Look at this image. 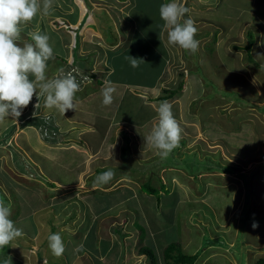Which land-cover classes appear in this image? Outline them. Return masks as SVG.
I'll return each mask as SVG.
<instances>
[{"label": "rangeland", "instance_id": "obj_1", "mask_svg": "<svg viewBox=\"0 0 264 264\" xmlns=\"http://www.w3.org/2000/svg\"><path fill=\"white\" fill-rule=\"evenodd\" d=\"M125 1H129V7L138 14L144 2L150 8L146 14L135 17L138 21L130 23L133 30L127 40L129 48L122 52L121 62L114 67L111 77L149 85L163 71L173 75L169 92L183 81L182 89L174 94L176 103H181L176 117L183 129L179 146L162 158L146 143L149 154L155 153L150 157L153 166L134 169V177L142 181L149 175L139 177L141 171L156 172L157 177L168 184L159 193H168L171 202L157 207L152 199L146 203L139 199L136 201L138 210L129 199L128 205L115 206L109 209L113 211H108L105 205L117 194L108 196L107 191H99L97 210H107L106 214H112L116 220L100 224L97 229L100 235L88 227L86 241L82 236L78 243H64L65 251L59 257L53 255L48 242L44 246L39 244L50 233H59L62 240L64 234H68L71 243L73 240L69 239H74L71 234L79 236L77 231L81 223L69 219L73 217L74 207H69L67 212L65 206L57 204L51 207L53 220L44 215L37 219L36 228L39 227L43 238L32 239L22 232L7 245V253L0 249V264L4 260L2 254H6V264H152L148 255L139 251L143 245L152 248L155 264H164L162 253L169 243L179 245L186 254L197 253V264H255L256 258L264 257V63L257 57V50H253L256 45L251 49L249 42L257 41L260 46L256 48L264 50V0H181L189 9L185 19H194L198 29L195 38L199 47L195 53L167 43V37L161 34L164 22L159 15V0ZM142 15H147L144 21L140 18ZM248 29H252V38ZM250 49L258 64L249 62ZM128 56L136 58L139 66L133 68ZM167 56L171 58L169 62ZM177 70L180 71L178 75ZM146 88L151 89L150 86ZM45 99L39 97L37 100L34 94L16 118L21 128L18 126L6 138L7 142L0 144L2 166L9 169V174H20L29 181L40 172L34 165L33 151L26 152L28 136L21 137L28 131L34 132L33 150L38 143L61 148L65 142L51 133L57 127L52 118L44 114ZM128 144L129 141L127 149ZM125 155L123 153V157ZM224 167L230 168L231 173L223 171ZM149 178L153 185L158 182L156 175ZM139 189L147 194L143 187ZM4 190L5 186L0 185V200L10 206V219L15 226L25 231L26 225L16 220L17 207L13 208ZM124 190L123 193H130ZM141 191L136 193L138 197ZM153 197L165 200L160 195ZM95 205L92 200V209ZM79 210L86 218L83 207ZM142 213L149 227L141 220ZM253 222L258 224L256 228L252 227ZM103 225L105 230L101 229ZM78 245H83L82 250L76 251ZM211 246L218 247V253H211L215 252ZM46 248L49 250L42 256ZM10 256L17 262L14 263Z\"/></svg>", "mask_w": 264, "mask_h": 264}, {"label": "crops", "instance_id": "obj_2", "mask_svg": "<svg viewBox=\"0 0 264 264\" xmlns=\"http://www.w3.org/2000/svg\"><path fill=\"white\" fill-rule=\"evenodd\" d=\"M148 1L154 2L155 0ZM159 1L161 4L168 2L167 0ZM149 8L144 2L143 10L138 14L135 9L129 7V1L125 0H54L48 15H43L42 12L38 13L31 22L20 26V38L16 41L19 46H23L25 43H34L29 35L32 31L38 30L49 36V44L53 48V58L47 61L45 73L47 78H52L60 68L73 66L78 70L76 79L82 87L75 96L76 110H67L63 115L56 108L46 107L44 101V114L51 117L57 127L52 131L56 135L62 133V138L65 140L63 147L59 148L53 145L44 147L38 143L36 149L33 150L34 148L32 149L31 146L36 143L34 132L28 131L21 137L22 139L27 136L29 138L27 144L25 143L26 152L33 151V162L40 172L39 175L44 181L43 183L29 181L20 174H9V169L2 166L3 155L0 156V185L5 186V196L7 195V199L11 200L13 208L17 207L19 210L15 214L16 220L18 223L26 225L25 231L22 232L29 235V238L34 239L37 236L38 239H41L42 233L39 227L36 228L37 219L41 218L40 215H44L53 220L51 207L57 204L61 207L65 206L67 212L69 207H74L72 211L74 218L70 216L69 219L81 223L77 231L79 236L71 234L74 238L69 239L73 240L71 243L68 241V234H64V243L72 245V243H78L77 240L82 239V236L86 241L88 227L96 233L100 224H111L116 220L112 214L110 217L106 213L115 206L128 205L126 201L129 199V203L133 204H136L139 199H144L145 203L152 199L157 207L171 202L172 197L169 198L168 193H159L158 195L164 197L165 200L159 198L158 201V198L154 200L153 195L145 194L139 189L147 181H151L149 177L155 178V175L158 182L154 181L155 185L150 183L156 189H161L160 182L166 185L167 182H163L162 178L157 177L156 172L141 171L139 177L143 174L149 175L148 179L146 177L142 181L141 178L134 177L136 176L134 169L153 166L150 157H154L155 153L149 154L144 137L147 136L155 122L156 107L162 101H168L172 104L175 118L178 117L181 103H176L174 95L166 97L168 94L166 90L170 89L169 82L173 75H166L162 71L156 81L149 85L146 83L133 84L127 80L120 79L119 81V79L111 77L114 67L121 62L122 52H126L129 48L127 40H130V31L133 30L130 23L138 21L139 19L135 17L146 14ZM52 11H56V13L51 14ZM144 16L140 17L141 20L144 19ZM249 30L252 32V29ZM161 34L167 37L164 29ZM249 43L251 49L253 44L260 46L257 41ZM256 46L253 47V50H257V57L264 63V50L261 51ZM166 47L168 44L165 45ZM251 49L249 51L251 61L249 62L258 64ZM169 56H172L171 52ZM169 56L166 57L168 62L171 59ZM176 72L177 75L180 73L178 70ZM83 73L89 78L81 76ZM29 78L34 79L31 76ZM105 81H111L117 89L114 93L113 103L109 106L102 104L101 89L104 87ZM193 82L197 83L194 80ZM147 86H150L151 89H147ZM18 126L16 118L12 117L6 118L3 123H0V144L6 143V138L10 137ZM19 128L21 127L19 126ZM128 141L129 148L127 149ZM72 145L75 147H71ZM123 153L126 154L125 157H123ZM14 161L17 164L16 159ZM108 170L114 173L112 179L104 184L96 183V176ZM166 170L168 171V169ZM124 189L129 190L130 193H123ZM138 190L142 192L140 197L136 194L140 192ZM99 191H107L108 196L117 194L110 203L105 205L108 211L97 210L100 205L96 201V197L100 194ZM92 200L96 202L95 209H92ZM80 207H83L82 211L87 214L86 218H83L85 214L80 212ZM135 207L138 209L137 204ZM144 214L142 213V219H140L149 227L147 220L143 219ZM98 222L99 225H97ZM101 229L105 230V226L103 225ZM150 233L154 235L153 230ZM97 234L100 235L98 232ZM108 234L110 233L108 232ZM97 237L95 238L97 239ZM47 242L45 239L39 245L44 246ZM80 242L82 243V240ZM214 248L215 252L211 253H218L219 248ZM48 250V248L44 249L43 255H46ZM253 256H259V254ZM10 258L12 257L10 256ZM16 262L17 260L14 263ZM196 262L194 264H197Z\"/></svg>", "mask_w": 264, "mask_h": 264}, {"label": "clouds", "instance_id": "obj_3", "mask_svg": "<svg viewBox=\"0 0 264 264\" xmlns=\"http://www.w3.org/2000/svg\"><path fill=\"white\" fill-rule=\"evenodd\" d=\"M53 2L54 0H0V123L9 117L18 118L23 108L32 101L34 94L37 100L45 97L46 107L56 108L62 115L67 110H76L75 96L80 91V85L74 73L78 70L66 72L60 68L52 78L45 75L47 61L53 58L49 36L38 30L32 31L29 35L34 43H25L23 46L16 43L20 38V26L31 22L38 13L48 15ZM188 12L189 9L181 0H169L159 8L167 43L195 53L199 47V41L195 38L198 29L194 19H185ZM127 59L133 68L139 66L136 58L128 56ZM30 76L34 79H30ZM116 91L111 81H105L101 89L102 104L111 105ZM155 111V122L144 137V142L154 148L157 155L166 158L179 146L183 129L168 101H162ZM32 115L35 116V112ZM51 125L54 126L53 122ZM54 137L62 138V133L54 134ZM113 175L111 170L105 171L96 176V183H107ZM32 181L44 182L40 175L33 177ZM10 216V206L0 200V248L22 235V230L15 226ZM257 226L256 222L252 223L253 228ZM47 241L53 255L59 257L64 253L65 245L59 233H50ZM82 248L83 245H78L76 251Z\"/></svg>", "mask_w": 264, "mask_h": 264}, {"label": "trees", "instance_id": "obj_4", "mask_svg": "<svg viewBox=\"0 0 264 264\" xmlns=\"http://www.w3.org/2000/svg\"><path fill=\"white\" fill-rule=\"evenodd\" d=\"M250 38L253 37L252 32L249 30L248 31ZM235 48H238L239 46H234ZM248 59L249 61L250 59V55H248ZM183 87V81L182 83L179 84L178 87H176L175 89H173L172 91L169 92V90H166V92H168V94L166 95V97H171L175 94L176 91L181 90ZM4 144V143H3ZM225 172L227 173H231V169L228 167H224ZM227 170V171H226ZM161 185V189L158 190L155 187H152L150 185H152L149 181H147L144 185H143V190L147 193V194H151V195H158L159 191H164V184L162 182H160ZM59 193V192H58ZM21 224V223H19ZM24 226V224L22 225ZM21 228V227H19ZM64 239V238H63ZM65 240V239H64ZM2 251H5V253H7V246L0 248ZM39 251V250H38ZM139 251H141L142 253H145L148 255L149 259L151 260L152 264H155V255L154 252L152 250V248L148 247L147 245H143L140 247ZM39 254V252L37 253ZM43 256V254H42ZM1 257L5 260H3V262L1 264H6L7 262V257L6 254H2ZM38 257V256H37ZM197 253H185L182 252L180 249V246L175 244V243H169L164 249H163V253H162V260L164 262V264H194L196 262L197 259ZM42 258V257H41ZM255 264H264V257L258 258L255 262Z\"/></svg>", "mask_w": 264, "mask_h": 264}, {"label": "bare ground", "instance_id": "obj_5", "mask_svg": "<svg viewBox=\"0 0 264 264\" xmlns=\"http://www.w3.org/2000/svg\"><path fill=\"white\" fill-rule=\"evenodd\" d=\"M63 69L67 72V71H70V70L74 69V67H73V66H72V67H69V68H68V67H67V68L65 67V68H63ZM56 73H57V72H56ZM56 73H55V75H56ZM77 74H78V73H76V72L74 73L75 76H77ZM81 76H86V75H85V73H83ZM86 77L89 78V76H86ZM51 132H53V131H51ZM53 133H54V132H53ZM54 134H55V133H54Z\"/></svg>", "mask_w": 264, "mask_h": 264}, {"label": "built area", "instance_id": "obj_6", "mask_svg": "<svg viewBox=\"0 0 264 264\" xmlns=\"http://www.w3.org/2000/svg\"><path fill=\"white\" fill-rule=\"evenodd\" d=\"M54 134V133H53Z\"/></svg>", "mask_w": 264, "mask_h": 264}]
</instances>
